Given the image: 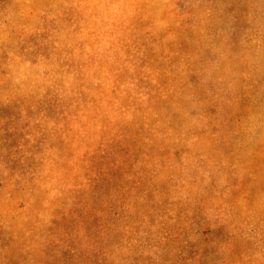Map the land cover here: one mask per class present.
I'll list each match as a JSON object with an SVG mask.
<instances>
[{"label":"rangeland","instance_id":"1","mask_svg":"<svg viewBox=\"0 0 264 264\" xmlns=\"http://www.w3.org/2000/svg\"><path fill=\"white\" fill-rule=\"evenodd\" d=\"M0 264H264V0H0Z\"/></svg>","mask_w":264,"mask_h":264}]
</instances>
